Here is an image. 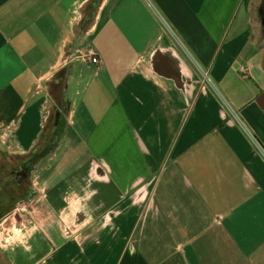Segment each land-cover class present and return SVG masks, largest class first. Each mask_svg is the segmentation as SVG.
I'll list each match as a JSON object with an SVG mask.
<instances>
[{
    "label": "crops",
    "instance_id": "crops-1",
    "mask_svg": "<svg viewBox=\"0 0 264 264\" xmlns=\"http://www.w3.org/2000/svg\"><path fill=\"white\" fill-rule=\"evenodd\" d=\"M263 93L264 0H0V264H264Z\"/></svg>",
    "mask_w": 264,
    "mask_h": 264
},
{
    "label": "rangeland",
    "instance_id": "rangeland-1",
    "mask_svg": "<svg viewBox=\"0 0 264 264\" xmlns=\"http://www.w3.org/2000/svg\"><path fill=\"white\" fill-rule=\"evenodd\" d=\"M48 135V132L47 134ZM45 135V136H46ZM59 136L56 135V133H50L49 132V136L47 138V143L45 145L44 143V149L46 147V149L51 150L53 147L56 146V144L59 146H63V142L59 141ZM58 142V143H57ZM42 143V142H41ZM44 149H40L38 146L37 148H35V150L29 154H27L26 156H24L23 158H19L16 157V158H13V165L12 166H9L8 163H6L5 161H2L0 159V165H3V166H6L7 167V172L6 173H3L0 175V190L1 188H6L5 185L7 186V178L8 179H12L14 184L15 182L16 183H19V182H22L23 181V184H25L27 186V183L29 180V176L32 174L33 170H34V167L35 169L38 171L40 169H43V168H46L48 165L51 166V161L48 159L49 158V153L48 151L44 150ZM41 152H43V154H45L44 156L45 157H42L39 161V156L41 155ZM48 155V156H46ZM10 158V157H9ZM86 160V158H82L81 161H84ZM38 161V162H37ZM79 161V160H78ZM37 162V163H36ZM55 164V162L53 163ZM11 165V164H10ZM46 170V169H45ZM69 171V168L63 170V174H67ZM15 173H26V176H16ZM41 174V173H40ZM43 175L45 174V171L42 173ZM24 178V179H23ZM9 181V180H8ZM2 200V199H0ZM24 201H26L24 198H19V199H16L14 198V201L12 202V206L11 208L9 209L8 213L2 218L0 219V238H2L3 240L6 239V236H2L1 235V232L3 230V228H7V227H10L11 226V223L14 221V218H15V221H17L16 223V227L17 229L19 228V223L22 221L25 225L27 224V220H28V214L27 212H21L19 211L15 217H10V215H12L13 211L19 206L21 205ZM17 219V220H16ZM10 229H12V227H10ZM8 231V230H7ZM6 231V232H7ZM5 232V233H6ZM8 233H11V232H8ZM21 234H13V238H10L9 240L11 241L12 239L13 240H16V239H19V236ZM3 245H4V242L2 241ZM2 246L0 245V257H1V250H2Z\"/></svg>",
    "mask_w": 264,
    "mask_h": 264
},
{
    "label": "built area",
    "instance_id": "built-area-1",
    "mask_svg": "<svg viewBox=\"0 0 264 264\" xmlns=\"http://www.w3.org/2000/svg\"><path fill=\"white\" fill-rule=\"evenodd\" d=\"M78 56L84 61H87L89 63L98 65L100 64V58L99 56L95 55L91 50L86 51H78ZM37 210V205H34L33 201H24L21 205H19L10 215V217H15V215L21 211V212H27L28 217L34 218L35 211ZM15 220V218H14Z\"/></svg>",
    "mask_w": 264,
    "mask_h": 264
},
{
    "label": "water",
    "instance_id": "water-1",
    "mask_svg": "<svg viewBox=\"0 0 264 264\" xmlns=\"http://www.w3.org/2000/svg\"><path fill=\"white\" fill-rule=\"evenodd\" d=\"M257 104L264 111V93L258 98Z\"/></svg>",
    "mask_w": 264,
    "mask_h": 264
},
{
    "label": "flooded vegetation",
    "instance_id": "flooded-vegetation-1",
    "mask_svg": "<svg viewBox=\"0 0 264 264\" xmlns=\"http://www.w3.org/2000/svg\"><path fill=\"white\" fill-rule=\"evenodd\" d=\"M15 175H16V176L21 175V176H24V177H25V176H26V173H15ZM23 179H24V178H23Z\"/></svg>",
    "mask_w": 264,
    "mask_h": 264
},
{
    "label": "trees",
    "instance_id": "trees-1",
    "mask_svg": "<svg viewBox=\"0 0 264 264\" xmlns=\"http://www.w3.org/2000/svg\"><path fill=\"white\" fill-rule=\"evenodd\" d=\"M43 145H44V143H43V144H41V146H42V147H43ZM39 146H40V145H39ZM39 146H38V147H39Z\"/></svg>",
    "mask_w": 264,
    "mask_h": 264
}]
</instances>
